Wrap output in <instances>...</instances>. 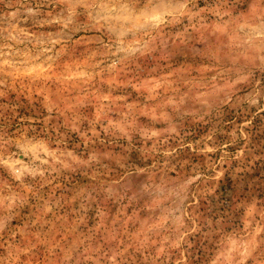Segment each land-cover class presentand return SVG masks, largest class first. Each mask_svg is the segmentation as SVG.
<instances>
[{
    "label": "rangeland",
    "instance_id": "374dc122",
    "mask_svg": "<svg viewBox=\"0 0 264 264\" xmlns=\"http://www.w3.org/2000/svg\"><path fill=\"white\" fill-rule=\"evenodd\" d=\"M0 264H264V0H0Z\"/></svg>",
    "mask_w": 264,
    "mask_h": 264
}]
</instances>
